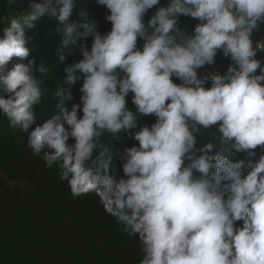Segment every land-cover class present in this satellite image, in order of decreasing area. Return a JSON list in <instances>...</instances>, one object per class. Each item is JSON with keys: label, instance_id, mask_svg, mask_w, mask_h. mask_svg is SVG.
Segmentation results:
<instances>
[{"label": "clouds", "instance_id": "1", "mask_svg": "<svg viewBox=\"0 0 264 264\" xmlns=\"http://www.w3.org/2000/svg\"><path fill=\"white\" fill-rule=\"evenodd\" d=\"M1 20L0 154L94 208L127 264H264V0H14Z\"/></svg>", "mask_w": 264, "mask_h": 264}, {"label": "trees", "instance_id": "2", "mask_svg": "<svg viewBox=\"0 0 264 264\" xmlns=\"http://www.w3.org/2000/svg\"><path fill=\"white\" fill-rule=\"evenodd\" d=\"M13 2L0 0V27L1 15ZM84 7L81 4L80 9ZM181 17L189 18V31L199 23L189 16ZM42 24L52 26L51 22ZM259 31L264 33V25ZM254 39H258V34L254 33ZM80 46H72L73 51ZM68 51L67 55L73 52ZM40 56L48 61L50 53ZM258 58L264 61V52L258 53ZM9 135L14 132L7 129L5 136ZM2 155L0 264H127L122 234L106 224L94 208L54 196L44 185H35L22 168Z\"/></svg>", "mask_w": 264, "mask_h": 264}, {"label": "rangeland", "instance_id": "3", "mask_svg": "<svg viewBox=\"0 0 264 264\" xmlns=\"http://www.w3.org/2000/svg\"><path fill=\"white\" fill-rule=\"evenodd\" d=\"M261 40H262V41H264V35H263V36H261Z\"/></svg>", "mask_w": 264, "mask_h": 264}]
</instances>
